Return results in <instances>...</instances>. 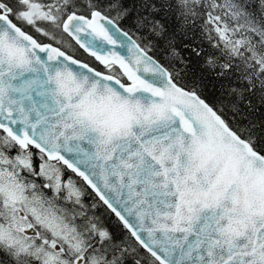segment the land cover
Listing matches in <instances>:
<instances>
[{
  "label": "snow or ice",
  "instance_id": "snow-or-ice-1",
  "mask_svg": "<svg viewBox=\"0 0 264 264\" xmlns=\"http://www.w3.org/2000/svg\"><path fill=\"white\" fill-rule=\"evenodd\" d=\"M0 264H264V0H0Z\"/></svg>",
  "mask_w": 264,
  "mask_h": 264
},
{
  "label": "trees",
  "instance_id": "trees-1",
  "mask_svg": "<svg viewBox=\"0 0 264 264\" xmlns=\"http://www.w3.org/2000/svg\"><path fill=\"white\" fill-rule=\"evenodd\" d=\"M81 54L83 55V57H80V56H79L80 58H82V59H84V60H88L89 62H91V58L88 57L87 54H83L82 51H81ZM85 199H86V202H87V203H92V202H94L91 196H86ZM99 213H100V214H104V215H105V219H109V218L107 217V215L105 214V211H104L103 208H100V209H99ZM110 223H111V225H112L113 227H117L116 222H115V218H114V217H111V218H110ZM131 242H132V241L129 240V243H131Z\"/></svg>",
  "mask_w": 264,
  "mask_h": 264
},
{
  "label": "flooded vegetation",
  "instance_id": "flooded-vegetation-1",
  "mask_svg": "<svg viewBox=\"0 0 264 264\" xmlns=\"http://www.w3.org/2000/svg\"><path fill=\"white\" fill-rule=\"evenodd\" d=\"M77 55H79L80 57H83V55L81 54V52L80 53H77Z\"/></svg>",
  "mask_w": 264,
  "mask_h": 264
}]
</instances>
